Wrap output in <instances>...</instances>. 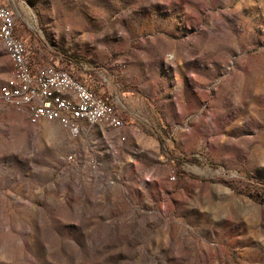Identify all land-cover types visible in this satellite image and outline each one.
<instances>
[{
    "label": "rangeland",
    "instance_id": "rangeland-1",
    "mask_svg": "<svg viewBox=\"0 0 264 264\" xmlns=\"http://www.w3.org/2000/svg\"><path fill=\"white\" fill-rule=\"evenodd\" d=\"M0 5L123 121L0 101V264H264V0Z\"/></svg>",
    "mask_w": 264,
    "mask_h": 264
},
{
    "label": "built area",
    "instance_id": "built-area-1",
    "mask_svg": "<svg viewBox=\"0 0 264 264\" xmlns=\"http://www.w3.org/2000/svg\"><path fill=\"white\" fill-rule=\"evenodd\" d=\"M2 14H9V21H2ZM15 26L13 11L0 5V28H5V36H0V40H8L14 69L28 73L27 81H17L15 76L14 83L6 81L0 88V101L26 110L33 123L56 120L75 136L86 125H97L94 111H102V117L109 118L111 127L122 128L120 115L111 117L115 108L84 81L68 70L34 62Z\"/></svg>",
    "mask_w": 264,
    "mask_h": 264
},
{
    "label": "bare ground",
    "instance_id": "bare-ground-1",
    "mask_svg": "<svg viewBox=\"0 0 264 264\" xmlns=\"http://www.w3.org/2000/svg\"><path fill=\"white\" fill-rule=\"evenodd\" d=\"M2 21H9V14H2ZM0 33L5 36V28H0ZM7 52L10 55V46L8 40H4ZM11 59L12 56L10 55ZM14 76L17 77V81H27L28 73L22 72V69H15V74L9 79L8 83H14ZM112 115V110H111ZM94 118H97V125L108 120V117H102V111H94Z\"/></svg>",
    "mask_w": 264,
    "mask_h": 264
},
{
    "label": "crops",
    "instance_id": "crops-1",
    "mask_svg": "<svg viewBox=\"0 0 264 264\" xmlns=\"http://www.w3.org/2000/svg\"><path fill=\"white\" fill-rule=\"evenodd\" d=\"M8 58H9V56H8ZM9 62H10V64H11V68H12V66H13V63H12V61H11V59L9 58ZM0 68H1V70H3L4 69V67H3V65H2V63L0 62ZM13 69H14V67H13ZM5 71V70H4ZM11 74V73H10Z\"/></svg>",
    "mask_w": 264,
    "mask_h": 264
}]
</instances>
